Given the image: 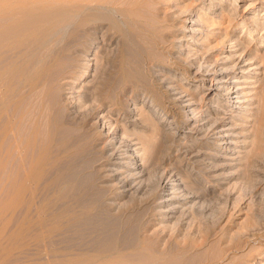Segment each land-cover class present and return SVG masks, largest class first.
I'll return each instance as SVG.
<instances>
[{
  "label": "rangeland",
  "instance_id": "obj_1",
  "mask_svg": "<svg viewBox=\"0 0 264 264\" xmlns=\"http://www.w3.org/2000/svg\"><path fill=\"white\" fill-rule=\"evenodd\" d=\"M140 3L126 13L129 22L105 21L76 44L68 53L75 74L62 81L71 123L87 144V160L95 159L93 194L103 197L111 223L133 230L117 245L131 239L135 247L111 253L107 236L70 242L96 212L77 203L79 182L70 185L74 145L46 141L29 154L6 115L0 264H264V3ZM248 17L262 22L260 33ZM129 31L138 33L146 63H134L123 46ZM99 65L109 81L130 67L139 88L103 87ZM70 127L68 120L63 128Z\"/></svg>",
  "mask_w": 264,
  "mask_h": 264
},
{
  "label": "bare ground",
  "instance_id": "obj_2",
  "mask_svg": "<svg viewBox=\"0 0 264 264\" xmlns=\"http://www.w3.org/2000/svg\"><path fill=\"white\" fill-rule=\"evenodd\" d=\"M142 1L139 0L140 5ZM72 2H77V0H0V118L4 119L7 115L13 121L14 126L19 125L17 126L19 128L15 127L17 133L14 134L24 138L25 150L29 154L41 150V146L50 141L54 143L63 141L61 144L64 141H70V145H74L72 146L74 152L70 156L69 163L70 185L72 182H79L78 188L74 189L80 199L77 203L86 205L89 202V206L96 209V212L81 223L82 230L71 237L70 242L74 240L88 243L90 241L97 242L107 236L106 239L109 240L110 245L114 246L111 248L112 250L110 249L111 253H116L118 250L135 247L136 243H132L131 239L129 244L122 242L123 245H117L121 242L122 237L120 236L124 234L130 236L133 230L125 229L121 224L111 223V212L104 209V205H102L103 197L93 194V188H95L93 181L96 177L90 170L95 159L87 160L90 154L87 144L79 135L78 125L71 123L72 116L67 109L62 93V81L72 76L73 73L75 74L76 64L73 57L68 56V53L73 50L76 44H79L81 40L83 42L85 37L90 36L91 30L98 29L103 23H106L105 21L111 22L113 26V23L121 22V19L128 20L129 16L127 17L126 13L133 11L132 6L138 3V0H91L85 4L81 3L82 6L77 7V4L73 6V9H67L68 11L58 9V5L61 3ZM261 2L264 3V0ZM144 9L145 7L142 8V10ZM144 11H148L147 8ZM36 15L39 18L36 23L28 21L27 17ZM246 21H248L247 25L256 26V31L260 33L262 30L260 29L261 20L259 21L261 23H258L254 17H248ZM129 32L131 34L125 37L126 39L128 37L129 41L124 38L126 43L122 41L123 46L126 44L125 48L133 54L134 63L139 60L146 63L147 55L142 44L138 41V33ZM154 44L156 46L157 43ZM158 46L160 45L158 44ZM130 67H132L131 64ZM130 67L118 71L112 78L113 81H109L111 78H109L110 72L107 71V67L99 65L97 73L98 77L103 78L101 84L115 92L117 88L121 87L126 89L133 86L138 89L139 86L137 87L136 83L132 81L134 75ZM97 88L100 90L99 87ZM262 102L264 103V95ZM8 119L5 118L6 121ZM68 120L72 124L70 132L63 128ZM260 121L261 123L264 121V111L261 113ZM7 131L9 132V130ZM157 139L163 142L165 136L159 134ZM22 146L24 147V145ZM143 161L145 168L147 160ZM87 174H90V177H87ZM197 195L194 197H199ZM200 196L202 197L203 194ZM85 236L88 238H84ZM144 262H147V259Z\"/></svg>",
  "mask_w": 264,
  "mask_h": 264
}]
</instances>
